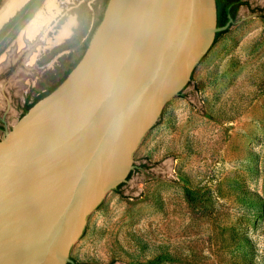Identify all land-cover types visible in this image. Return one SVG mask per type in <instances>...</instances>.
<instances>
[{"label":"water","instance_id":"1","mask_svg":"<svg viewBox=\"0 0 264 264\" xmlns=\"http://www.w3.org/2000/svg\"><path fill=\"white\" fill-rule=\"evenodd\" d=\"M113 2L77 65L0 141V264L97 262L248 29L253 5L244 0L219 27L217 0H126L91 54ZM80 70L55 113L29 127L34 109Z\"/></svg>","mask_w":264,"mask_h":264},{"label":"rangeland","instance_id":"2","mask_svg":"<svg viewBox=\"0 0 264 264\" xmlns=\"http://www.w3.org/2000/svg\"><path fill=\"white\" fill-rule=\"evenodd\" d=\"M24 4L0 27V58L45 22L0 68V141L28 97L58 86L81 60L107 9L104 0ZM29 46L34 65L20 93L13 81ZM95 264H264V0H253L248 29Z\"/></svg>","mask_w":264,"mask_h":264},{"label":"bare ground","instance_id":"3","mask_svg":"<svg viewBox=\"0 0 264 264\" xmlns=\"http://www.w3.org/2000/svg\"><path fill=\"white\" fill-rule=\"evenodd\" d=\"M26 1L27 0H6L3 8L0 10V27L4 23V21L8 17L12 16L16 12V10H18L22 5H24V3ZM125 1L126 0H114L113 5L110 9L109 15L107 17V20L105 22V25L102 28V30H101L100 34L98 35V37L96 38V40L94 41V44H93V47L91 50V54L93 53V51L97 47L98 43L100 42V40L104 36L105 32L109 28L110 24L112 23V21L116 17L117 13L121 9V7L123 6ZM40 19H41L40 21H36L34 23V25H35L34 27H32L30 25L31 28L28 30V32L21 34L22 36L14 43V45L11 47V49L6 54L2 55V57L0 58V68L8 67L13 61H15L17 59V56H19L23 51L25 52V49L27 48L28 44L32 46V44L30 43L31 37L33 38L35 36V34L37 33V31L40 30L41 26H38V25L45 22L44 17L40 16ZM67 26L69 27V24ZM65 28L66 27H64V29L60 32L59 36L57 37V41L62 40L63 37L68 34L67 28L66 29ZM69 29L70 28H68V30ZM43 30H44V28H43ZM24 31H25V29H24ZM36 38H39V36H37ZM39 40H38V42H39ZM38 42H37V44H38ZM34 43H35V41H34ZM39 44H40V42H39ZM28 48H29V52L27 53V55L24 59L25 60L24 65L25 66L23 69H20L16 73V75L14 76V81H13V84H15L16 87L17 86L19 87L20 93L21 92L23 93V91L29 85L28 84L29 83V77H30L29 75L32 73H30L31 71L29 72L27 70V68H32V66L34 65V51H36V48L34 47L32 49V47H30V46ZM91 54H90V56H91ZM90 56L88 57V59L90 58ZM88 59H87V61H88ZM83 67L81 68V70L83 69ZM81 70L77 73V75L75 77L72 78L71 82H69V84L62 91H60L58 94L54 95L52 98L48 99L44 104L39 105L38 107H36V109H34L35 111L32 112V114L30 116L31 118L28 120V123H27V125L29 127H31V126L34 127L33 123L36 122L38 119L47 120L50 116H52L55 113V111L59 107L60 103L64 99L65 95L67 94V92L71 88L72 84L74 83V81L78 77Z\"/></svg>","mask_w":264,"mask_h":264},{"label":"trees","instance_id":"4","mask_svg":"<svg viewBox=\"0 0 264 264\" xmlns=\"http://www.w3.org/2000/svg\"><path fill=\"white\" fill-rule=\"evenodd\" d=\"M110 0H104V5L107 7L108 3ZM245 2L244 0H217V8H218V26L219 27H224L226 26L231 19H235L237 12L241 5H243ZM102 18V16H101ZM101 18L99 21L95 24V27L93 28L92 33H94L96 27L100 24ZM226 32V29L218 31L215 39V43L219 40V38ZM214 43V44H215ZM81 59V58H80ZM80 61V60H79ZM78 61V62H79ZM74 65V67L77 65V63ZM70 73V71L67 73V75ZM67 75L64 77V79L67 77ZM62 79L61 82L64 80ZM60 82V83H61ZM57 86L51 88L48 92L41 94L36 98V101L33 103L35 104L38 100L49 94L51 91H53ZM33 104H30L26 107L24 113H26L32 106ZM122 184H120L115 190H117ZM68 264H72L69 262Z\"/></svg>","mask_w":264,"mask_h":264},{"label":"flooded vegetation","instance_id":"5","mask_svg":"<svg viewBox=\"0 0 264 264\" xmlns=\"http://www.w3.org/2000/svg\"><path fill=\"white\" fill-rule=\"evenodd\" d=\"M49 90H50V89H49ZM49 90L46 89V90H44V91H42V92H40V93H37V95H35L33 98L28 97V99H27V100L25 101V103L23 104V107H22V113H24V111H25V109H26V107H27L28 105L33 104V103L36 101V98H37L38 96H40V95L43 94V93L48 92Z\"/></svg>","mask_w":264,"mask_h":264},{"label":"crops","instance_id":"6","mask_svg":"<svg viewBox=\"0 0 264 264\" xmlns=\"http://www.w3.org/2000/svg\"><path fill=\"white\" fill-rule=\"evenodd\" d=\"M24 5H25V4H24ZM3 6H4V5H3ZM3 6H2V8H3ZM2 8H1V9H2ZM21 8H22V7H20L18 10H16V12H15L13 15L17 14V12H18ZM1 9H0V10H1ZM13 15H12V16H13ZM12 16H10V17H8V18H11ZM8 18H7V19H8ZM7 19H6V20H7ZM74 22H75V21H74V18H73V21H70V23H69V27H68V26H65L66 28L68 27V28H70V29L68 30V28H67L68 34L65 35V36L63 37L62 40H60L61 42H62L66 37H68L69 35H71V31H72V29H71V25L74 26V25H75ZM4 23H5V21H4ZM4 23H3V24H4ZM66 28H65V29H66ZM63 29H64V28H63ZM63 29H62V30H63ZM62 30H61V31H62ZM61 31H60V32H61ZM59 34H60V33H59ZM59 34L57 35V37L59 36Z\"/></svg>","mask_w":264,"mask_h":264}]
</instances>
